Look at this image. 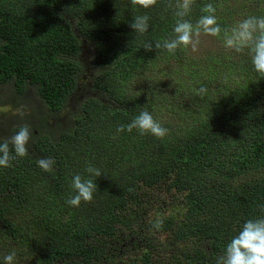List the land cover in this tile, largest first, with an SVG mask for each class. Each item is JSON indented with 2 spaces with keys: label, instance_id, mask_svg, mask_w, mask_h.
Returning a JSON list of instances; mask_svg holds the SVG:
<instances>
[{
  "label": "trees",
  "instance_id": "obj_1",
  "mask_svg": "<svg viewBox=\"0 0 264 264\" xmlns=\"http://www.w3.org/2000/svg\"><path fill=\"white\" fill-rule=\"evenodd\" d=\"M169 3L176 0L150 8L131 0H0V85L12 86L16 101L15 124L4 122L0 143L22 126L32 133L27 155L15 156L10 144L15 159L0 167V252L8 242L17 257L23 248L27 264H104V243L131 236L135 264H155L164 249L169 264H215L244 222L264 218V77L247 50L225 48L222 36H211L216 52L205 69L182 63L183 46L175 54L155 49L175 38ZM208 3L222 28L264 16V0H195L185 19L195 24ZM137 15L149 17L146 33L130 27ZM81 41L94 69L91 95L50 132L48 115L63 110L83 75ZM209 66L227 78L210 84ZM29 90L47 113L37 126L18 116ZM143 111L169 130L164 138L117 132ZM46 159L55 162L51 171L39 166ZM89 165L101 176H90ZM75 175L97 185L78 207L67 203ZM174 194L184 212L159 215L163 226L154 228L149 208Z\"/></svg>",
  "mask_w": 264,
  "mask_h": 264
},
{
  "label": "clouds",
  "instance_id": "obj_2",
  "mask_svg": "<svg viewBox=\"0 0 264 264\" xmlns=\"http://www.w3.org/2000/svg\"><path fill=\"white\" fill-rule=\"evenodd\" d=\"M132 5H139L142 8H150L157 4V0H131ZM195 0H176L175 5L169 3V7H174V15L177 17L174 33L175 38L164 40L163 44L155 43V49H166L168 53L175 54L176 50L183 46H191L193 51L197 50L199 37L201 34L223 38L224 47L243 53L249 52L252 64L257 73L264 77V16H249L238 22L231 28H222L217 21L216 7L208 3L204 5L201 11L204 13L198 21L193 24L185 19L191 10ZM149 17L147 15H137L134 17L130 27L136 33H146L149 28ZM146 51L153 50V44L148 42L144 45ZM201 93L206 89L201 88ZM137 129L141 134L151 133L157 138H164L168 134V129L163 127L148 111L141 112L126 127L120 125L117 132H132ZM31 131L27 126H22L10 138V141L0 143V167H10L11 161L15 156L24 157L28 153V144L31 139ZM12 145L15 156L11 155L9 145ZM39 166L45 171H51L54 161L51 159L41 160ZM86 172L90 176L100 177L99 169L89 165ZM72 188L75 195L70 196L67 203L78 207L81 202H91L93 194L97 190V185L93 179H82L80 175H75L72 179ZM264 211V205H261ZM154 228L160 229L163 226V220L157 219ZM15 251L4 256V264H14ZM215 264H264V218L249 219L243 223L242 228L236 236L226 245L223 254L215 259Z\"/></svg>",
  "mask_w": 264,
  "mask_h": 264
},
{
  "label": "rangeland",
  "instance_id": "obj_3",
  "mask_svg": "<svg viewBox=\"0 0 264 264\" xmlns=\"http://www.w3.org/2000/svg\"><path fill=\"white\" fill-rule=\"evenodd\" d=\"M199 44L197 45V50L193 51L191 46L185 48L184 51V60L183 64L186 66H191L192 68H196L195 66H199L201 68L205 67L202 65V61L210 60L212 58V54L216 52V42L210 35L201 34L199 37ZM82 52H81V62L84 68L83 75L81 76V80L78 83L77 89L71 95L69 100L67 101L63 110L54 115H48V125L47 129L51 131L57 130L60 126H65L67 124V118L69 114L76 112L78 104L81 100L91 95V92L88 89V82L90 78V73L93 72V68L91 67L90 60V49L89 46L81 41ZM195 65V66H194ZM171 66V65H170ZM179 66H181L179 64ZM210 68V70H209ZM207 75L209 76L210 84H214L217 86L219 83L223 82L227 76L218 73L216 75L214 66H209ZM210 86V85H209ZM167 89V88H165ZM17 110L20 112L19 119L23 124L24 122H28V124H32V126H37L38 122H42L39 119L42 116H46L47 113H44L43 105L35 98L32 91L29 90L27 94L20 99ZM15 99L12 93V86L10 85H0V130L5 127L4 122H8V125H14L15 122L11 119L12 114L15 113L16 109H11L13 103H15ZM17 111V112H18ZM32 115L33 117H30ZM45 131V129H43ZM3 138L7 139V135H3ZM9 139V138H8ZM177 196L174 194L173 199H171V195L165 197L164 202L161 207L154 208V205H151V208L148 210V217L155 219L159 218V215L167 216V215H175L177 212L178 216L184 212L183 206L178 202ZM178 202V203H177ZM137 241V240H136ZM133 240L130 236L128 238L124 237L120 239L117 237L114 241H109L104 243L108 248L107 256L103 259L104 264H135L134 258L138 255L137 252H133L138 247L137 242ZM4 251L0 252V263L4 264V256L11 253V245L6 242ZM15 252L16 249H14ZM18 254L19 257L15 256V264H27L30 261V258L26 255L23 248L19 249ZM170 254L165 252V249L160 251L159 256L154 259L155 264H169ZM120 260V261H118Z\"/></svg>",
  "mask_w": 264,
  "mask_h": 264
}]
</instances>
